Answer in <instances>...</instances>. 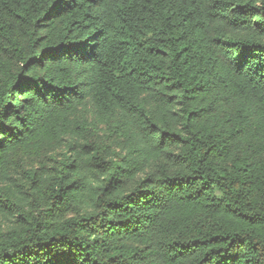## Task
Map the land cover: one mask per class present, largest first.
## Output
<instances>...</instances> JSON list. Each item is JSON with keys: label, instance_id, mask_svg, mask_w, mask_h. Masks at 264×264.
<instances>
[{"label": "trees", "instance_id": "obj_1", "mask_svg": "<svg viewBox=\"0 0 264 264\" xmlns=\"http://www.w3.org/2000/svg\"><path fill=\"white\" fill-rule=\"evenodd\" d=\"M0 264H264V0H0Z\"/></svg>", "mask_w": 264, "mask_h": 264}]
</instances>
